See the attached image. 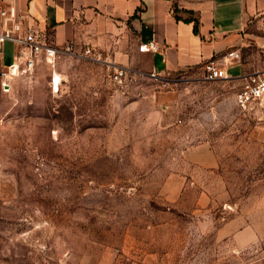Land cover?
Instances as JSON below:
<instances>
[{
	"label": "rangeland",
	"instance_id": "1",
	"mask_svg": "<svg viewBox=\"0 0 264 264\" xmlns=\"http://www.w3.org/2000/svg\"><path fill=\"white\" fill-rule=\"evenodd\" d=\"M245 31L264 66V18ZM92 61L0 63V264H264V96L242 112L227 74L126 88Z\"/></svg>",
	"mask_w": 264,
	"mask_h": 264
},
{
	"label": "crops",
	"instance_id": "2",
	"mask_svg": "<svg viewBox=\"0 0 264 264\" xmlns=\"http://www.w3.org/2000/svg\"><path fill=\"white\" fill-rule=\"evenodd\" d=\"M10 10L22 30L44 35L60 50L69 48L70 53L63 51L56 59L65 55L92 61L89 56L95 55L99 60L92 62L111 72L117 67L129 72L122 85L126 88L141 86L144 81L161 87L144 76L151 70L167 87L200 73L201 64L208 58L238 52L253 41L245 26L252 18H264V0H0V11ZM189 18L197 20V34L192 32V21H185ZM148 41L158 48L139 52L137 45ZM5 43L0 52L2 66ZM11 45L12 59L4 67L17 60V49ZM86 49L90 50L88 55L83 54ZM254 65L238 59L221 63V68L239 87L241 76L264 67ZM163 92L167 95L170 91ZM162 107L169 108L170 104ZM198 159L202 163L208 158Z\"/></svg>",
	"mask_w": 264,
	"mask_h": 264
},
{
	"label": "built area",
	"instance_id": "3",
	"mask_svg": "<svg viewBox=\"0 0 264 264\" xmlns=\"http://www.w3.org/2000/svg\"><path fill=\"white\" fill-rule=\"evenodd\" d=\"M0 16L2 17L3 25L0 29V52L4 42L12 43L17 49V60L15 63L13 62L7 66L8 72H14L18 65L30 67L39 59H43L50 66H53L57 55L63 51L70 53L68 47L60 50L53 46L44 35L33 30H22L21 23L13 11H0ZM6 22H8V25H6ZM157 48V44L153 41L140 42L137 45L139 52H153ZM89 53V49L83 52L84 55H88ZM89 57L95 61L99 60L95 55ZM238 58L239 54L237 51H227L220 56L208 58L201 64L200 69L207 80L224 78L226 74L224 69L221 68V63H227ZM128 73L125 68H113L110 80L121 86L126 79H129ZM6 74L2 72L3 76ZM144 76L151 81L159 83L161 87L166 85V82L152 70L146 72ZM263 96L264 67L241 76V83L234 94V104L242 112L250 111Z\"/></svg>",
	"mask_w": 264,
	"mask_h": 264
},
{
	"label": "trees",
	"instance_id": "4",
	"mask_svg": "<svg viewBox=\"0 0 264 264\" xmlns=\"http://www.w3.org/2000/svg\"><path fill=\"white\" fill-rule=\"evenodd\" d=\"M137 11H139V8L137 9ZM176 8L174 7L173 8V13H175V18L176 19H178V17L176 16ZM133 15H135V14H133ZM185 21H192V32L194 33V34H197V27H198V22H197V20L196 19H192V18H189V19H185Z\"/></svg>",
	"mask_w": 264,
	"mask_h": 264
},
{
	"label": "bare ground",
	"instance_id": "5",
	"mask_svg": "<svg viewBox=\"0 0 264 264\" xmlns=\"http://www.w3.org/2000/svg\"><path fill=\"white\" fill-rule=\"evenodd\" d=\"M53 83L57 84L58 83V77L55 75L53 76Z\"/></svg>",
	"mask_w": 264,
	"mask_h": 264
}]
</instances>
